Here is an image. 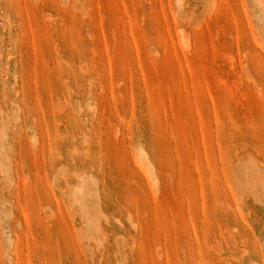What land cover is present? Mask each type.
I'll return each mask as SVG.
<instances>
[{
	"label": "rangeland",
	"instance_id": "374dc122",
	"mask_svg": "<svg viewBox=\"0 0 264 264\" xmlns=\"http://www.w3.org/2000/svg\"><path fill=\"white\" fill-rule=\"evenodd\" d=\"M0 264H264V0H0Z\"/></svg>",
	"mask_w": 264,
	"mask_h": 264
}]
</instances>
